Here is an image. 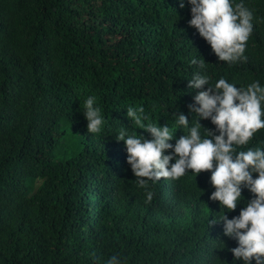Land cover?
Instances as JSON below:
<instances>
[{
    "label": "trees",
    "instance_id": "obj_1",
    "mask_svg": "<svg viewBox=\"0 0 264 264\" xmlns=\"http://www.w3.org/2000/svg\"><path fill=\"white\" fill-rule=\"evenodd\" d=\"M243 2L253 10L247 59L229 66L188 26L187 0H0V264H232L235 240L208 223L228 211L209 199L211 173L139 187L115 135H148L127 107L186 134L173 114L192 118L193 56L212 83L264 86V0ZM89 96L99 133L87 132ZM257 146L264 129L238 150Z\"/></svg>",
    "mask_w": 264,
    "mask_h": 264
},
{
    "label": "clouds",
    "instance_id": "obj_2",
    "mask_svg": "<svg viewBox=\"0 0 264 264\" xmlns=\"http://www.w3.org/2000/svg\"><path fill=\"white\" fill-rule=\"evenodd\" d=\"M187 5L191 16L188 26L211 46L218 62L231 66L247 59L244 52L253 31V10L243 0H187ZM185 6V0H179V7ZM189 63L197 70L188 79V88L201 90L194 96L195 104H188L191 120L179 111L173 114V128L180 126L186 134L177 138L168 124L142 123L147 120L143 109L127 107L129 121L148 135H137L136 130L129 134L122 129L115 139L123 141L126 163L139 187H147L148 181L155 184L161 178L178 179L189 170L195 176L210 172L209 183L215 191L209 199L219 202V212L222 208L228 211L209 219V226L222 222L223 235L235 240L236 246L228 249L233 255L232 264H264V148L238 150L264 129V86L253 80L237 87L223 76L212 83L205 59L193 56ZM82 113L87 132L99 133L103 118L94 96L84 100ZM206 119L215 128L204 127L201 120ZM254 174L258 175L254 178ZM244 189L251 197L239 214L229 219L227 213L245 201ZM147 198H152L151 192ZM105 264L121 261L113 255Z\"/></svg>",
    "mask_w": 264,
    "mask_h": 264
}]
</instances>
